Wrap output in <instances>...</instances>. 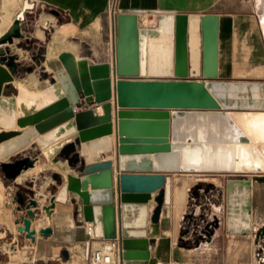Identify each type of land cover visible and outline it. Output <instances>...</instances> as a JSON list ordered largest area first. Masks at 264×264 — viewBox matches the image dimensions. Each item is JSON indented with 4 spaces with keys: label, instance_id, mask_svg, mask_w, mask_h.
<instances>
[{
    "label": "water",
    "instance_id": "water-1",
    "mask_svg": "<svg viewBox=\"0 0 264 264\" xmlns=\"http://www.w3.org/2000/svg\"><path fill=\"white\" fill-rule=\"evenodd\" d=\"M116 23L114 65H90L88 60H79L73 68L74 77L66 68L55 73L53 83L59 82L64 96L29 115L18 117L17 100L3 96L12 88L17 64L16 58L9 56V50L2 55L0 143L20 136L18 128L27 127L34 128L41 150L60 138L73 136V143L58 156L67 157L74 168L81 163L80 175L76 182L62 184L51 199V207L57 202L67 203L69 194H74L77 197L72 204L76 213L82 205L84 221L94 223L97 238L115 240L120 236L123 264H151L147 225L135 223L133 208L149 204L153 194L160 190L155 197L158 206L152 223L159 221L166 196L165 174L182 171L181 154L175 144L235 143L248 139L222 110L207 85L189 80L188 36L189 32L201 31L200 17L160 15L157 28L147 29L139 27L137 14L121 13ZM14 39H24L19 21L13 35L2 44H12ZM88 99L97 108L75 112ZM100 107L103 115L96 116ZM114 117L117 190L114 162H102L101 158L113 152ZM100 128L104 133L95 135ZM29 166L33 168L34 164L28 160L15 165L0 163V171L13 180ZM55 179L61 181L58 175ZM38 206L37 200L29 202L25 208V228L21 230L33 242L35 231L30 226ZM42 233L49 236L52 230L46 228ZM64 256L68 258L66 252Z\"/></svg>",
    "mask_w": 264,
    "mask_h": 264
},
{
    "label": "crops",
    "instance_id": "crops-1",
    "mask_svg": "<svg viewBox=\"0 0 264 264\" xmlns=\"http://www.w3.org/2000/svg\"><path fill=\"white\" fill-rule=\"evenodd\" d=\"M27 2L32 4L33 7L27 10L26 15L35 14L36 16L33 22V31L28 33L27 27L24 24V27H26L24 30L25 38L22 40L27 43L28 50L24 51L21 49V51H23V54L24 52L26 53L24 55V57L26 56L25 59L33 63L35 68L33 72L28 74V78L24 82L19 80L14 81L12 88L18 91V95V87H24L29 91L38 93L52 86L53 82L50 83V79L54 78L55 73L64 69L60 61V56L64 53H70L78 60H88L90 65L110 64L113 66L115 61V38L117 36L116 22L117 16L121 13L137 14L139 17V27L147 29L157 28L160 15H188L201 18V31L198 33L189 32L188 36L189 80L204 82L213 96L219 101L222 110L228 114L232 112H264V107L262 106H226L222 101L226 100V98H220L210 87L212 85H246L249 86V89L246 92L239 91L233 99L242 100L249 98L251 104L253 101H259V103L263 104L264 0H27L23 2L21 11L16 14L15 22L11 9L6 8L4 14L0 11V38L11 29L13 23H16ZM49 31H52V35L48 40L47 35ZM191 34L199 36V75L191 74ZM19 42L16 40V43ZM42 81L46 84L45 87L40 86ZM254 86L258 87L257 91L253 90ZM3 96L17 99L16 95L5 92ZM233 99L227 97V100ZM91 105L92 99L83 100L82 106L75 108V112L97 108ZM101 109L99 108V111ZM95 114L96 116L103 115L101 112ZM113 124V152L103 154L101 158L102 162L109 160L114 162L113 179L115 190H117L118 181L116 176L119 175V169L114 160L115 150L118 147L115 117L113 118ZM30 128L32 127L18 129L24 132ZM34 145L42 153L43 150L37 145L36 140ZM40 161L42 162V160ZM59 161L58 163L49 162L48 160L44 163L39 162L40 164L34 165L30 170H25L17 178V185L29 179L30 183H36L38 176L50 171L53 176L58 175L61 178L58 190L62 184L67 182L66 177L68 175L79 178L80 171L78 169L81 167V163L74 168L69 164L70 160L65 156L63 160ZM42 177L43 179H47L46 176ZM165 177L166 184L163 189L166 196L167 190L170 191V203L167 204L165 196L157 223H152L151 219L158 206L155 197L159 195L160 190L153 194L154 198L149 204H142L148 208L149 223H146V233L150 242L151 261H157L160 264H183L186 260L196 261L199 257H206L208 259L218 258L219 251L215 249V243H212V248L204 246L189 251L178 246L179 219L184 214L188 193L195 186V179L193 175L187 174L183 170L179 173H166ZM20 178L23 179L20 180ZM260 192L263 194L264 190ZM52 197L53 195L49 199H52ZM74 198L71 197L70 193L67 203L57 202L67 208L66 210L61 209V211L68 213L71 209V213L69 214H71V218L77 226L75 229H72L68 222L69 219L66 216L64 217L67 222L65 223L61 245L58 248V257H56L55 250L53 256H48L44 239H41L40 244L36 247L34 242L27 239L25 235L21 233L16 234L18 251L19 249H28L29 252H32L37 248H41L43 253L35 260H32V264L60 262L58 258L61 251L68 254V258L66 259L70 257L76 259L82 255L86 264H92V257L95 251L103 247L105 239L98 238L91 240L87 236L82 205L77 214L76 208L72 204V199ZM16 210L17 208L15 207ZM52 214L53 212L51 214L47 213L43 218L49 217L51 221L50 215ZM38 220L41 221L40 219ZM250 221L252 231H256V229L264 225V205L261 198L257 199L255 204L251 202ZM46 224L41 223L42 226H46ZM46 228L52 230L51 235L54 237L56 233L53 228L50 226H46ZM226 232L232 237H249L247 234L229 231L228 223ZM43 246L45 247L43 248ZM73 254L74 256H71ZM252 254L253 251L248 246V243H242V245H239L233 251V256H236L234 264H255L254 255ZM53 257L56 258L53 259ZM121 264H123V261H121Z\"/></svg>",
    "mask_w": 264,
    "mask_h": 264
},
{
    "label": "rangeland",
    "instance_id": "rangeland-1",
    "mask_svg": "<svg viewBox=\"0 0 264 264\" xmlns=\"http://www.w3.org/2000/svg\"><path fill=\"white\" fill-rule=\"evenodd\" d=\"M24 1L27 0H1L0 11L4 14L6 8L11 9L12 17L15 22V16L21 11ZM26 13L27 11L24 13L22 21H20L21 34L24 38V30L26 27L28 33L33 31V22L35 21L36 16L35 14L26 15ZM24 24L26 27H24ZM14 25L15 23H13L12 27ZM51 35L52 31H49L47 35L48 40L51 38ZM16 40L20 42L16 43ZM9 45L10 46L0 49V56L2 58V55L7 54L9 50V56H14L16 58L15 63L17 61V73L14 76V80L24 82V80L28 78V74L33 72L35 68L33 63H30L25 59L26 56L24 57V55H26V53L24 52L23 54V51H21V49L24 51L28 50L27 43L22 39H14L13 43ZM13 70L15 71V67H13ZM53 80H55V77L50 79V83H52ZM13 83L10 85L13 86ZM7 86L8 85L5 87ZM40 86L45 87L46 84L42 81ZM5 93L14 94L16 96L18 95V91L15 88L6 90ZM19 131L22 133V130ZM28 149L29 150L26 149L27 151H22L12 156L5 161V164L15 165L19 163V161L28 160L32 161L34 165H37L40 164V160H42L41 163L47 161L43 153L36 148V145ZM52 160H63V157L58 156L57 154ZM31 168L32 167L29 166L27 170H30ZM24 171L25 169L23 168L21 173ZM187 174L193 175L195 186L191 188L188 193L186 209L179 219L180 228L177 234V244L179 247L189 251L204 246L212 248V243H215L214 246L215 249L219 251V257L210 259L199 257L196 261L186 260L183 264H234L236 262V256H233V251L244 242L248 243V246L251 247L254 260L257 259L256 264L260 262V256L264 258V225L259 229H256L251 237H232L226 232L228 218L227 186L228 182L232 180L248 181L252 183L254 195L252 196L251 202L255 204L256 200L261 198L264 205V193L262 194L260 192L264 190V173L195 174L187 172ZM42 176H46L47 179H43ZM55 176H53L50 171L46 172L44 175L38 176L36 183H30L29 179L28 181L17 185V178L13 180L8 179L4 172L0 171V264H9L11 253L8 249L10 245L13 247V254H17L20 251V249L18 251L17 248L16 234L21 233L20 230L25 228V223L23 222L24 219L27 218V211L25 208L29 205L31 200H37L39 205L34 211L36 214V220L40 219L42 221L44 219L43 216L47 213L51 214V212H53L54 214L59 211L58 204H55L54 208H52L51 199H49L51 195L54 196L57 194L58 186L61 184L59 180L55 179ZM21 201L23 202V205L20 204ZM15 207L17 208V212L15 211ZM52 215L50 216L52 217ZM45 218L49 219V217ZM51 224L52 222L49 219L46 225ZM32 227L33 220L31 221V230ZM40 229L35 234L34 244L37 247L38 244H40V240L44 239V244L46 243L45 246L48 248V242L46 241L49 239L53 240L54 237L51 234L49 238H46L47 236L44 234L40 236ZM45 246H43V248ZM54 250L57 254L56 257H58V249ZM42 253L43 252L40 248L37 257L41 256ZM64 253V251H61L59 254L58 259L60 262L54 261L50 262V264H86L82 255L78 256L76 259L73 257L66 259ZM71 256H74V254ZM42 257L44 256L42 255ZM56 257H53V259ZM31 261L32 260L20 259V264H32Z\"/></svg>",
    "mask_w": 264,
    "mask_h": 264
},
{
    "label": "bare ground",
    "instance_id": "bare-ground-1",
    "mask_svg": "<svg viewBox=\"0 0 264 264\" xmlns=\"http://www.w3.org/2000/svg\"><path fill=\"white\" fill-rule=\"evenodd\" d=\"M32 7H33L32 4H29L28 2L25 3L23 11L18 16L17 21L19 22L22 21L24 17V13L28 9H31ZM16 23L3 37L0 38V49L10 46L8 43L2 44V41L4 39H8L9 37H11V35H13L16 29ZM190 45H191V55H192L191 74L199 75L200 68H199V36L198 35L191 34ZM0 61H2L1 56H0ZM60 61L62 62L64 69L65 68L68 69L71 75L74 77L73 68L76 66L79 60L70 53H64L60 56ZM3 66L6 67V64H3ZM210 87L212 90L216 92L218 96H220V98L221 97L226 98V100H222L226 106L235 105L242 107H250V106L264 107V102L262 104L259 103V101H253V103L251 104V100L249 98L242 100L233 99V97L237 96V93L239 91L246 92L249 89L248 88L249 86L246 85L239 86L232 84V85H212ZM18 89H19V95L17 96L16 99L18 117L34 113L64 96V92L58 81H56V83H53L52 86L38 93L29 91L24 87H18ZM257 89H258L257 86L253 87L254 91H257ZM227 97L233 100H227ZM99 112L103 113V109H101L100 111L98 109L97 113ZM228 115L238 126V128L242 131V133L248 139V141L235 142V143L205 142V141L191 142V143H186V142L177 143L175 144V148L181 154V167L183 171L195 173V174L197 173H264V112H232ZM112 130L114 133V129ZM95 133H97L95 135H101L104 133V130L103 128H100ZM36 135L37 134L34 128H30L27 131L22 132L20 136L11 138L10 140L0 143V162L5 163L4 160H6L7 158H11L12 156L22 151H25L26 149L31 147L35 143ZM72 139L73 136H68L67 138L59 139L56 143L49 146L46 150H43L42 151L43 155L46 157V159L49 162L52 161L56 163L60 162L59 160H52V159L57 154H59V152H61L63 149H65L71 143H73ZM22 179L23 178H20V180ZM66 179L67 182L69 183H74L77 181V177L72 175H68ZM252 191H253V185L248 181L232 180L228 182L227 223L229 226V231L233 233L247 234L249 237H251L253 233H255V231H252L250 228ZM71 197H77V196L71 193ZM166 202L167 204L170 203L169 190H167ZM59 206H60L59 211L57 213H54L51 217L52 224L46 225L52 227L54 232L56 233L53 240L50 239L48 241V248H47L48 256H53V250L58 249L59 246L61 245V239L64 235L65 223L67 222L65 221L64 217L66 216L67 219H69L68 222L70 223V227L72 229H75L77 227L71 218V214H69L71 213V209L69 208L70 211H68L67 213L65 211H61V209L66 210L67 208L63 207L61 204H58V207ZM133 214L135 216L136 224L149 223L148 208L145 205L134 206ZM35 220L36 218L33 219L32 230H34L36 234L37 231L41 228L39 231V235L42 236L44 233H41V231H43L46 227L42 226L41 223L43 222L46 224L48 223L49 219L44 218L42 222L39 220L36 221ZM39 249L40 248L35 249V252L34 251L29 252L28 249H23V250L20 249L19 253L13 254L12 246L10 245L8 249L11 253L9 264H20V259H25L29 261L34 260L35 258H37L39 254ZM256 262L257 259H255V264ZM151 264H160V263H158L157 261H152Z\"/></svg>",
    "mask_w": 264,
    "mask_h": 264
},
{
    "label": "built area",
    "instance_id": "built-area-1",
    "mask_svg": "<svg viewBox=\"0 0 264 264\" xmlns=\"http://www.w3.org/2000/svg\"><path fill=\"white\" fill-rule=\"evenodd\" d=\"M94 227V223H86V234L91 240L98 239ZM120 242V236L115 240H104L103 247L95 251L92 264H121L123 251ZM259 259L260 262L257 264H264V258L260 256Z\"/></svg>",
    "mask_w": 264,
    "mask_h": 264
}]
</instances>
